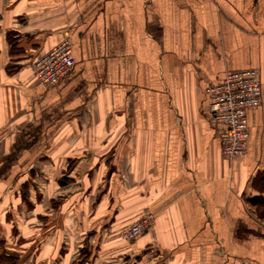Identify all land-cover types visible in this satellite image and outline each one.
I'll use <instances>...</instances> for the list:
<instances>
[{"label":"crops","instance_id":"crops-1","mask_svg":"<svg viewBox=\"0 0 264 264\" xmlns=\"http://www.w3.org/2000/svg\"><path fill=\"white\" fill-rule=\"evenodd\" d=\"M112 23L123 25L121 38ZM67 35L73 74L45 87L33 61ZM164 36L170 81L156 63L164 64ZM200 48L198 71H181ZM245 68L260 71L263 102L248 111L247 154L230 160L206 89ZM98 144L110 145L107 156L90 149ZM117 145L130 178L118 217H100V204L76 217L72 204L37 198L62 187L52 178L68 175L69 161L70 176L99 175L85 161L110 159ZM21 191L22 203L10 200ZM262 201L264 0H0V264H78L85 244V264L101 254L107 264H264ZM145 210L157 215L151 231L113 237Z\"/></svg>","mask_w":264,"mask_h":264},{"label":"rangeland","instance_id":"rangeland-1","mask_svg":"<svg viewBox=\"0 0 264 264\" xmlns=\"http://www.w3.org/2000/svg\"><path fill=\"white\" fill-rule=\"evenodd\" d=\"M123 18H121V22ZM113 32L115 33V35L117 34V36H120V38L122 37L121 35H119L120 32H122L123 30V25L122 24H113L111 25ZM166 34V33H165ZM161 40L164 41V49H163V53H164V64L162 65L160 62L156 61V59L154 58L153 60L156 61V63L158 64V67L163 70L164 76L167 77L166 80L170 81L169 79V75L167 76V73L170 72V70L168 71V61L167 58L169 60L171 59V51L172 49L169 47L170 46V39H167L165 36L162 38ZM122 42V40H121ZM117 43L120 44L118 41L115 43L117 46ZM74 44V43H73ZM122 45V43L120 44ZM169 45V46H168ZM123 46V45H122ZM122 49V47H121ZM116 51L118 49H115ZM122 51V50H121ZM193 53V51H192ZM204 51H202V49L200 48L199 51L194 49V55L190 56V58H186L185 61L186 62H182L180 64L181 67H184L181 69V71H187V73L189 72V74H192V72L194 73L195 70H197L198 68V64H196L197 60L196 57H200L203 58L204 57ZM163 56V55H162ZM162 58L159 59V61ZM190 60V61H189ZM167 62V63H166ZM192 63V64H190ZM179 65L178 64H174V69H176V71L178 72L179 70H177V67ZM180 67V68H181ZM184 69V70H183ZM173 72V68L171 69ZM198 71V70H197ZM260 72V71H259ZM148 82V83H147ZM145 84L144 90L147 91H152L153 93L156 91V87H155V82L148 80ZM120 87L122 86L121 84H119ZM135 87H138L137 85ZM157 88L159 89V82H158V86ZM163 104L164 105H169L171 102V97L169 94L168 89L165 86V82H163ZM170 100V101H169ZM120 134V130L116 129V136H118ZM70 145H68V149H70ZM89 147V146H88ZM86 145L84 146V149L88 148ZM103 148V149H101ZM109 148L110 145H102V144H98L95 146H90V149H97L96 152L100 150H103V153H105L104 156H107V154L109 153ZM121 151H120V146H116L115 147V152L114 154L112 153V157H110V159H104V160H94V161H85V170H99V175H95V176H90L91 173H87L84 176H70V172L71 170H74V165L76 161H69L67 162V171H65V174L68 173V175H64V176H58L55 178H52L53 180H55L54 182H58L62 187L61 188H57V187H53V192L50 193L49 189L44 190V191H39L37 192V198L39 200H41V203L44 206H58V203H67V204H72V207H70L71 211L74 212V216L78 217L80 215L81 208L83 207L84 210V215L82 213V216L86 217L88 215H90V212L92 211V206H98L99 204L101 205L99 208L100 211V217H108L110 216V214L115 213L116 217L122 214V212L124 211V197L125 195V191L128 190V192L130 191L129 189V184L127 183V181L130 180L129 177H126L124 175L123 172V164H120V166H118L119 162H118V158L121 157ZM122 160V158H120ZM123 161V160H122ZM62 168V167H61ZM114 171V175L113 172ZM110 172V173H109ZM89 174V175H88ZM95 174V173H94ZM50 180V179H49ZM49 180H46L43 184L42 188H45L47 186V188H49ZM38 182V181H37ZM126 183L127 186L126 187ZM42 184V183H41ZM45 186V187H44ZM93 186V188H92ZM95 188L94 192L93 189ZM96 191V192H95ZM23 191H21V193L18 195L17 194H12V199L10 200H14L15 202H21L22 200L27 196V192L22 194ZM9 194V193H8ZM8 194L5 193V196H8ZM11 194V193H10ZM114 194L115 196L119 195L120 196V200L115 201L114 198ZM20 196V197H18ZM24 196V197H23ZM40 196H43L44 198H41ZM111 196L113 197L111 200ZM99 197V200L97 199ZM18 198L19 201H18ZM116 198V197H115ZM92 201L93 204L92 205ZM82 202L86 203V205L84 204V206H82ZM102 202V203H101ZM264 203V201H262ZM46 203V204H45ZM98 203V204H97ZM105 204L107 205V207L105 206ZM81 207V208H80ZM95 211V209H94ZM259 214L264 217V206H260L258 208ZM115 217V218H116ZM156 218L157 215L155 214L154 211L152 210H145L144 212H142L141 214H139L137 217H134L132 219V222L130 224H126L124 226L120 225V228H117L115 230V228H112V235L113 237L115 236V234H119L125 241H129L127 239L129 232L131 230V228H133L135 225H139L141 227V230L139 231L138 234L134 235L133 239L138 238L139 236L144 235L145 233H147L148 231H151L154 228V224L156 222ZM118 227V226H116ZM115 231L117 233H115ZM131 239V240H133ZM90 245H84L81 247V256L78 258V264H85L87 261L91 262V254H88V252H86L87 249H89ZM123 250L117 251L116 255L118 256V258L120 259V262L123 263L126 258H125V253H123ZM87 260V261H86ZM108 260L106 257H104L102 254L99 256V258L95 261V264H107Z\"/></svg>","mask_w":264,"mask_h":264},{"label":"built area","instance_id":"built-area-1","mask_svg":"<svg viewBox=\"0 0 264 264\" xmlns=\"http://www.w3.org/2000/svg\"><path fill=\"white\" fill-rule=\"evenodd\" d=\"M76 63L74 44L71 35H67L34 59L33 70L41 85L52 87L72 75ZM206 92L209 97V118L220 127L223 154L230 160L244 156L247 154L250 138L248 111L263 102L259 70H229L222 80L210 84ZM140 230L141 227L135 225L127 239H133Z\"/></svg>","mask_w":264,"mask_h":264}]
</instances>
